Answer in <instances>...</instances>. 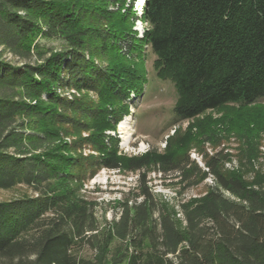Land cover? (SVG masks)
Instances as JSON below:
<instances>
[{"label":"trees","instance_id":"1","mask_svg":"<svg viewBox=\"0 0 264 264\" xmlns=\"http://www.w3.org/2000/svg\"><path fill=\"white\" fill-rule=\"evenodd\" d=\"M134 7L0 0V190L31 191L0 200V264H264V169L252 162L255 149L230 168L218 152L202 170L175 153L122 155L107 133L145 74L126 53L145 46L158 75L176 86L179 118L255 106L264 98V0H146L141 16ZM137 20L149 25L142 39ZM40 37L64 44L48 48ZM85 145L98 156L79 154ZM156 164L189 178L197 170L196 183L212 176L215 185L181 203L178 218L143 172ZM90 165L139 172L137 197L119 202L118 219L105 226L82 194ZM84 246L93 257L80 254Z\"/></svg>","mask_w":264,"mask_h":264},{"label":"rangeland","instance_id":"2","mask_svg":"<svg viewBox=\"0 0 264 264\" xmlns=\"http://www.w3.org/2000/svg\"><path fill=\"white\" fill-rule=\"evenodd\" d=\"M127 1L135 6L134 10L141 9L139 2ZM137 14H141L139 10ZM148 28L149 25L142 20H137L133 27L140 39ZM38 40L48 48L61 47L64 44L62 39L40 37ZM126 54H129L127 59H137L140 62L141 71H145V74L138 91H131L128 106L123 111L117 129L107 132L118 140L120 154L138 157L147 152H155L166 160V157L175 153V160L182 166L190 161L188 168L207 170L206 159L218 152L222 151L228 156L226 167L230 168L239 164L238 157L241 154L247 155L255 149L252 162L256 169H264V98L259 99L255 106L241 107V103H230L194 118L181 119L175 111L179 97L176 86L172 80L158 75L155 67L156 55L151 47L140 48L138 52L132 53V57L131 52ZM137 54L141 57L137 58ZM82 94L89 100H99L93 93ZM249 120H256L257 124L243 128L238 125L239 122L245 123ZM123 122L127 123L124 128L121 126ZM82 136L86 137L87 133ZM73 139L75 137L67 140L71 142ZM80 153L87 160L90 156H98L87 145ZM160 167L157 164L152 165L143 172L146 173L148 184L155 195L173 207L177 211V217L181 219L183 216L179 212L180 204L204 196L209 187L215 185L212 176L196 183L200 175L197 170H193V176L189 178L178 172L164 171ZM85 171L82 194L96 204V217L100 225L105 226L118 219L119 202L126 197L131 200L137 197L139 172L111 170L95 165L86 167ZM26 193L31 191L25 186L0 190V200L13 199ZM226 195L230 196L228 193ZM79 251L84 257H93V251L87 246L79 247Z\"/></svg>","mask_w":264,"mask_h":264},{"label":"built area","instance_id":"3","mask_svg":"<svg viewBox=\"0 0 264 264\" xmlns=\"http://www.w3.org/2000/svg\"><path fill=\"white\" fill-rule=\"evenodd\" d=\"M144 2H145V0H142L141 3L139 2V5H141V8L143 7ZM139 11H140V13H142V9H139ZM141 15H142V14H139V16H141ZM138 21H139V20H138Z\"/></svg>","mask_w":264,"mask_h":264},{"label":"bare ground","instance_id":"4","mask_svg":"<svg viewBox=\"0 0 264 264\" xmlns=\"http://www.w3.org/2000/svg\"><path fill=\"white\" fill-rule=\"evenodd\" d=\"M126 125H127V123L126 122H123L122 124H121V126L124 128V127H126ZM124 130V129H123ZM125 139H128V138H125Z\"/></svg>","mask_w":264,"mask_h":264}]
</instances>
